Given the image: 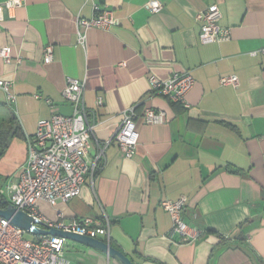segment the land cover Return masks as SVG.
<instances>
[{
	"label": "crops",
	"instance_id": "0c3cea01",
	"mask_svg": "<svg viewBox=\"0 0 264 264\" xmlns=\"http://www.w3.org/2000/svg\"><path fill=\"white\" fill-rule=\"evenodd\" d=\"M149 1L24 0L0 9V50L10 47L13 58H0V80L13 81L17 95L13 106L0 89V137L7 141L0 188L18 179L38 122L73 114L63 92L69 78L79 79L95 126L90 156L105 146L104 162L80 196L57 207L40 201V212L65 223L107 217L110 245L135 264H264V58L250 55L264 47V0H157L156 13ZM215 4L232 36L204 45L196 17ZM94 6L114 10L119 24L89 30L84 47L76 18H91ZM48 45L54 55L45 64ZM183 72L195 79L187 107L151 93L152 76L167 81ZM232 75L237 86L221 85ZM135 105L139 145L127 159L113 137ZM146 108L164 112V123H145ZM183 196L185 222L203 235L179 244L160 203ZM64 256L72 264H123L71 240Z\"/></svg>",
	"mask_w": 264,
	"mask_h": 264
},
{
	"label": "built area",
	"instance_id": "2783aa9c",
	"mask_svg": "<svg viewBox=\"0 0 264 264\" xmlns=\"http://www.w3.org/2000/svg\"><path fill=\"white\" fill-rule=\"evenodd\" d=\"M23 3L24 0H9L0 4V9L13 10L23 6ZM146 7L156 13L162 9V4L151 0L147 2ZM222 16L218 4L208 6L197 14L201 44H216L231 39L230 28L220 25ZM76 22L78 43L84 47L89 30H109L119 24L114 10L99 6H94V15L91 18L78 15ZM53 55V45L46 46L45 64L53 61ZM250 55H261L264 58V47L252 51ZM0 58L5 64H11V48H2ZM120 65L126 67L127 64ZM238 82L236 75L220 78V83L224 86H237ZM149 83L153 95L166 97L173 103L187 107L186 95L193 88L195 79L191 72H183L173 74L167 81L152 76ZM0 89L6 94L8 102L16 105L17 95L13 81L1 79ZM84 91V81L68 79L63 95L72 105L73 114H54L51 118L38 122L35 134L28 140V157L18 179L10 180L0 188V194L16 211L32 217L37 228H56L92 238L102 237L110 245L112 232L110 219L107 217L104 220L84 217L65 223L62 220L52 221L39 210L40 201L57 207L59 203H68L80 196L87 178L93 183L104 162L105 146L93 158L90 156L95 126L88 122L89 111L85 105ZM35 98L42 99L40 95ZM45 101L51 103L48 99ZM103 105L104 98L99 97L97 106ZM137 107L138 105H135L123 112L121 125L113 137L127 159L134 157L139 145V132L136 128ZM164 117V112L153 108H146L142 113V118L147 124H163ZM187 202V197L183 196L176 201L167 199L160 203L172 217V232L177 234L179 244L193 243L203 235V232L186 223L183 218ZM25 233V230L0 216V264H72L64 256L66 239L34 234V240H27Z\"/></svg>",
	"mask_w": 264,
	"mask_h": 264
},
{
	"label": "water",
	"instance_id": "95a60500",
	"mask_svg": "<svg viewBox=\"0 0 264 264\" xmlns=\"http://www.w3.org/2000/svg\"><path fill=\"white\" fill-rule=\"evenodd\" d=\"M5 207L0 208V216L10 220L11 223L25 230L26 232L35 234V235H52L55 237L64 238L66 240H71L89 247H93L99 250L104 251L109 256L120 260L123 264H135L128 256L123 252L116 249L115 247L109 245L98 238H92L88 236H82L71 232H66L56 228L50 229H40L35 226V221L32 217L27 214L16 211L7 201L4 203Z\"/></svg>",
	"mask_w": 264,
	"mask_h": 264
},
{
	"label": "trees",
	"instance_id": "16d2710c",
	"mask_svg": "<svg viewBox=\"0 0 264 264\" xmlns=\"http://www.w3.org/2000/svg\"><path fill=\"white\" fill-rule=\"evenodd\" d=\"M7 148V141L3 142L0 137V158L3 156L5 149ZM5 199L0 194V208H4Z\"/></svg>",
	"mask_w": 264,
	"mask_h": 264
},
{
	"label": "rangeland",
	"instance_id": "374dc122",
	"mask_svg": "<svg viewBox=\"0 0 264 264\" xmlns=\"http://www.w3.org/2000/svg\"><path fill=\"white\" fill-rule=\"evenodd\" d=\"M24 237H25V239H27V240H34V239H35V235L32 234V233H29V232H26V233L24 234Z\"/></svg>",
	"mask_w": 264,
	"mask_h": 264
}]
</instances>
